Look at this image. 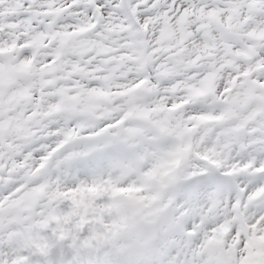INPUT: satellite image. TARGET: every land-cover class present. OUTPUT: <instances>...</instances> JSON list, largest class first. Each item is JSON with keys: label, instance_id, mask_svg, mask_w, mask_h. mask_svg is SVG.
<instances>
[{"label": "snow or ice", "instance_id": "obj_1", "mask_svg": "<svg viewBox=\"0 0 264 264\" xmlns=\"http://www.w3.org/2000/svg\"><path fill=\"white\" fill-rule=\"evenodd\" d=\"M0 264H264V0H0Z\"/></svg>", "mask_w": 264, "mask_h": 264}]
</instances>
